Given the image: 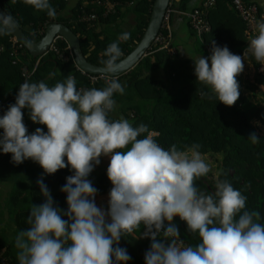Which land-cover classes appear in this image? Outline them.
I'll return each instance as SVG.
<instances>
[{
    "label": "clouds",
    "instance_id": "clouds-1",
    "mask_svg": "<svg viewBox=\"0 0 264 264\" xmlns=\"http://www.w3.org/2000/svg\"><path fill=\"white\" fill-rule=\"evenodd\" d=\"M23 2L50 18L56 16L49 0ZM15 29L10 14L0 15V35ZM130 38L131 33L124 32L104 50L106 59L100 63L106 72L117 69L123 55L119 42ZM211 51L210 64L202 56L193 60L197 81L210 89V94L200 95L233 106L240 95L236 77L244 70L243 60L251 54L264 66V21L257 24L243 58L215 41ZM106 84L103 89L77 90L71 75L54 86L25 81L15 103L0 117V149L11 153L12 162L31 159L47 175L68 167L73 172L61 188L67 194L63 214L68 220L53 206L43 176L37 180L45 202L31 205L29 227L15 237L18 264H127L131 256L119 241L141 226V235L151 240L145 264H264V223L257 211L246 208L247 197L227 180L218 181L213 194L200 191L195 180L210 171L200 145L165 150L151 135L138 139L148 132L146 125L134 127L123 116L110 118L116 107L114 93L123 95L125 86L115 78ZM24 108L33 123L47 127L46 133L36 128L28 134ZM248 139L252 144L260 140L255 132ZM102 156L110 157L107 210L96 205L98 189L88 179ZM177 216L189 232L198 233V244L180 240L173 223Z\"/></svg>",
    "mask_w": 264,
    "mask_h": 264
},
{
    "label": "trees",
    "instance_id": "trees-1",
    "mask_svg": "<svg viewBox=\"0 0 264 264\" xmlns=\"http://www.w3.org/2000/svg\"><path fill=\"white\" fill-rule=\"evenodd\" d=\"M70 1L49 0L56 11L54 19L48 17L46 11H36L23 0H0V6L14 18L32 43L42 39L47 25H65L78 37L86 60L94 66L104 67L100 63L106 59L102 53L109 44L117 41L119 35L131 33L129 40L119 42L123 55L118 63L139 43L155 0H100V5L97 4L99 0H84L72 6ZM188 2L189 0H180L179 9L186 11ZM105 4L114 5L113 12L106 17ZM173 6L171 3V8ZM82 10L85 15L95 14L97 20L79 21ZM258 14L260 17L259 8ZM171 17L172 14L170 22ZM207 18L210 31L201 39L194 31L191 34L195 45L193 57L190 53L192 58L183 57L179 52L170 55L166 50H158L159 46L152 45L146 56L131 71L116 78L125 86V92L123 95L114 93L116 107L110 113V118L118 119L123 116L134 127L146 125L148 132L138 139L155 133L153 138L165 150L175 145L177 150L186 151L193 144H199V152L205 162L209 157L216 162L218 159L219 163L215 169L210 168L206 176L195 180L196 187L206 194H213L216 183L227 180L247 197L246 208L257 211L261 217L259 222L264 223V66L251 54L247 56L251 71L244 85L239 86L240 95L233 106L224 105L215 96L212 99L206 96L202 98L200 93L210 94V89L197 81L194 67L191 69L190 64L194 66V56L209 58L210 64L212 41H215L217 46H227L233 54L243 58L252 38L246 33L245 22L233 11L231 0H216ZM13 41L9 34L0 35V102L4 103L0 105V117H3L10 104L15 103L19 86L24 81L21 77L22 67L31 71L35 66V71L27 80L30 83L44 81L49 86H54L71 75L76 79L77 90L80 87L103 89L107 86L106 81L111 79L101 80L91 86L72 61L63 62L52 53L34 59L24 48L21 49L17 63L13 65L12 46L17 44ZM57 44L62 51L68 47L62 39L57 40ZM26 58L30 61H26ZM260 68L262 71H259ZM1 77L11 81L2 82ZM22 112L28 134L34 133L36 128L47 132L45 125L32 122L28 108L22 109ZM253 132L260 139L257 144H252L248 139ZM2 133L3 129H0V134ZM70 175H73L70 167L51 175L44 174L41 166L31 159L15 164L11 153L5 154L0 149V185H7L8 188L7 195L0 204V264H18L15 237L19 231L29 227L26 220L30 215L31 205L45 202L37 184L41 176L50 190L53 206L62 210V219L68 220V216L63 214L68 209L67 194L61 188ZM88 179L98 189L96 205L107 210L108 194L112 188L107 172L89 175ZM173 223L186 245L194 246L200 242L198 233L189 232L186 222L178 216L174 217ZM143 231L141 226L119 241V247L125 248L131 256L127 264H145L144 256L150 248L151 240L141 235Z\"/></svg>",
    "mask_w": 264,
    "mask_h": 264
},
{
    "label": "water",
    "instance_id": "water-1",
    "mask_svg": "<svg viewBox=\"0 0 264 264\" xmlns=\"http://www.w3.org/2000/svg\"><path fill=\"white\" fill-rule=\"evenodd\" d=\"M171 1L172 0L154 1L148 25L139 43L123 60L118 63L117 69L112 73L106 72L104 67L94 66L89 63L82 53L78 37L63 24H49L45 29L42 39L35 43L29 41L17 24L16 29L10 32L9 35L16 42L21 44L28 54L34 59L46 55L53 40L59 37L64 40L71 49L74 56V64L78 69L89 75H103L111 79H116L131 71L146 56L161 29L166 10L169 8ZM0 15H8L1 6Z\"/></svg>",
    "mask_w": 264,
    "mask_h": 264
},
{
    "label": "built area",
    "instance_id": "built-area-1",
    "mask_svg": "<svg viewBox=\"0 0 264 264\" xmlns=\"http://www.w3.org/2000/svg\"><path fill=\"white\" fill-rule=\"evenodd\" d=\"M215 2L216 0H205L198 8L194 9L188 15L189 24L199 39H201L204 34L210 31V24H209L207 16H208L209 10L214 6ZM97 4L98 5L101 4L100 0L97 2ZM105 6L107 8H106V12L104 13V16L106 17L108 13L113 12L114 5L105 4ZM231 6H232L233 11L245 22L246 33L249 36L254 37L257 34V24L260 22L258 8H257L255 1L254 0H231ZM172 13H173V10L170 4L169 8L166 10L161 29L153 43V45L159 46L158 50H166L168 54L170 55H173L175 53V50L170 45V40H171L170 16ZM95 20H97V17L95 14L85 15L83 10H82V15L79 16V21H82V22H93ZM59 39L61 38L57 37L53 40L48 50V53H52L54 57H56L58 60H61L63 62L72 61L74 63V56H73L71 49L67 47L65 50L62 51L58 47L57 40ZM13 43L14 44L17 43L16 45L12 46V50H13L12 64L15 65L17 63V60L20 57L21 49L24 47L18 42H16L15 40L13 41ZM1 51L2 49L0 48V52ZM78 70L82 76H85L88 79V82L90 83L91 86H94L96 83H98L101 80L110 79L103 75H89L81 71L80 69ZM34 71H35V66L31 71L27 70L25 67L21 68V77L24 80L23 83L30 78L31 74ZM259 71H262V68H260ZM82 88L88 89L86 87H80L79 89H82ZM152 134H154L152 137L156 135L155 133H151L150 135Z\"/></svg>",
    "mask_w": 264,
    "mask_h": 264
},
{
    "label": "crops",
    "instance_id": "crops-1",
    "mask_svg": "<svg viewBox=\"0 0 264 264\" xmlns=\"http://www.w3.org/2000/svg\"><path fill=\"white\" fill-rule=\"evenodd\" d=\"M78 1H84V0H71L70 6L76 4ZM179 1L180 0L171 1V3L174 6L172 8L173 13H172L171 22H170L171 23L170 24L171 25L170 45L175 50V52H179L181 56L190 57L191 56L190 53H191L193 57L194 54L192 50V44H194V38H192L191 36L193 30L189 24L188 15L190 12H192L193 9L197 8L205 0H189L186 11H182L179 9V6H178ZM254 1L257 4L258 8L261 10L260 22H262L264 21V0H254ZM26 59H27L26 61H30L28 58ZM1 75H4V74H1ZM1 81L10 82L11 80L9 78L4 79L3 77H1ZM3 104L4 103L0 102V105H3ZM100 160H101V163L95 166L92 172L94 171L96 172V170H97V173L107 172V167L110 162V157L102 156Z\"/></svg>",
    "mask_w": 264,
    "mask_h": 264
},
{
    "label": "rangeland",
    "instance_id": "rangeland-1",
    "mask_svg": "<svg viewBox=\"0 0 264 264\" xmlns=\"http://www.w3.org/2000/svg\"><path fill=\"white\" fill-rule=\"evenodd\" d=\"M261 20V19H260ZM194 47H195V45L194 44H192V50H194L195 51V49H194ZM199 49V48H198ZM198 49H196V51L198 50ZM193 51V52H194ZM202 51V50H201ZM199 51H197L196 53H198ZM195 53V52H194ZM187 57V56H186ZM195 59L196 58H198V56H196V57H194ZM243 62H244V70H243V72L240 74V75H238L237 77H236V79H237V81H238V83H239V86H243L244 85V81H245V79L247 78V76L249 75V73H250V71H251V63H250V60H249V57H246V59H244L243 60ZM191 65V69L194 67L192 64H190ZM154 134H152L151 136H153ZM207 160H206V163L209 165V167L211 168V169H215V167L216 166H218V163H219V160L218 159H216L217 160V162L215 161V159L214 158H209V157H207L206 158ZM97 174V170H96V172L94 171V172H91L89 175H96ZM7 185H0V204H1V202L5 199V197H6V195H7ZM5 225V224H4ZM2 230V228H1V226H0V231ZM8 234H10L9 232H8ZM10 237H11V234H10Z\"/></svg>",
    "mask_w": 264,
    "mask_h": 264
}]
</instances>
